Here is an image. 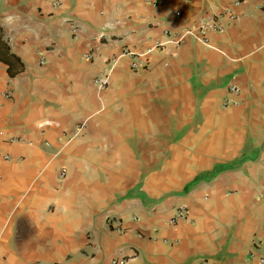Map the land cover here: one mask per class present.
<instances>
[{
    "label": "crops",
    "instance_id": "crops-1",
    "mask_svg": "<svg viewBox=\"0 0 264 264\" xmlns=\"http://www.w3.org/2000/svg\"><path fill=\"white\" fill-rule=\"evenodd\" d=\"M263 228L264 0H0V264H260Z\"/></svg>",
    "mask_w": 264,
    "mask_h": 264
},
{
    "label": "built area",
    "instance_id": "built-area-1",
    "mask_svg": "<svg viewBox=\"0 0 264 264\" xmlns=\"http://www.w3.org/2000/svg\"><path fill=\"white\" fill-rule=\"evenodd\" d=\"M51 1H52V5L54 7L60 6V0H51ZM156 2L161 3V0H156ZM174 15L177 16L178 14L175 13ZM225 16L228 18L229 21H232L234 19L230 10H227L225 12ZM224 29H225V25L221 22L219 16H208V17L204 18L203 20H201L200 24L198 25L197 29H195V31H196L197 38H199L201 41L205 42V35L208 32L218 34V33H222L224 31ZM165 37L167 38L165 40V42H159L158 41L153 45V47L148 48L142 52H139V51L137 52V51H133L130 49H124L122 51L120 57H128L131 61V65H130L131 68L133 70H138L142 67L141 66L142 60L144 58H146L148 55L152 54L154 51L160 49L161 47L165 46L166 44H172L176 47L179 46L180 38H179L178 34L166 32ZM86 59H89V56H86ZM116 62H117V58L111 60L109 68L105 72L101 73L99 75V77L95 80L96 83L100 87L106 86L108 76H109L111 70H113ZM228 90H229L230 97L233 96L234 98H237L240 94V90L236 86L230 85ZM231 102H232V100H225L223 105L227 106ZM79 130H80V128L78 129V131ZM45 146H48V144H45ZM185 216H186V210L183 207L178 208L177 212L175 214V217L170 220V224H172V225L175 224L178 219L185 218ZM116 231L121 233V230H119V229H116ZM263 245H264V228H263ZM127 262H128L127 259H114L111 261V264H127ZM258 262L260 264H264V252L260 256Z\"/></svg>",
    "mask_w": 264,
    "mask_h": 264
}]
</instances>
